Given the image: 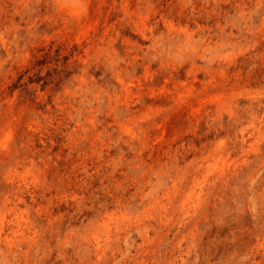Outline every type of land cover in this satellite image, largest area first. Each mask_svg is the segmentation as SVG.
Instances as JSON below:
<instances>
[{"label": "rangeland", "instance_id": "374dc122", "mask_svg": "<svg viewBox=\"0 0 264 264\" xmlns=\"http://www.w3.org/2000/svg\"><path fill=\"white\" fill-rule=\"evenodd\" d=\"M0 264H264V0H0Z\"/></svg>", "mask_w": 264, "mask_h": 264}, {"label": "bare ground", "instance_id": "6f19581e", "mask_svg": "<svg viewBox=\"0 0 264 264\" xmlns=\"http://www.w3.org/2000/svg\"><path fill=\"white\" fill-rule=\"evenodd\" d=\"M150 82V81H149Z\"/></svg>", "mask_w": 264, "mask_h": 264}]
</instances>
